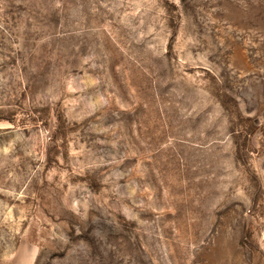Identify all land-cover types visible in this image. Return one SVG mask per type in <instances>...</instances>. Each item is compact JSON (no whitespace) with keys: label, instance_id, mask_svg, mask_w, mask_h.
Here are the masks:
<instances>
[{"label":"rangeland","instance_id":"rangeland-1","mask_svg":"<svg viewBox=\"0 0 264 264\" xmlns=\"http://www.w3.org/2000/svg\"><path fill=\"white\" fill-rule=\"evenodd\" d=\"M0 264H264V0H0Z\"/></svg>","mask_w":264,"mask_h":264}]
</instances>
